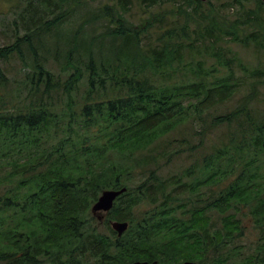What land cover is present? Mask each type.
<instances>
[{"label": "trees", "instance_id": "1", "mask_svg": "<svg viewBox=\"0 0 264 264\" xmlns=\"http://www.w3.org/2000/svg\"><path fill=\"white\" fill-rule=\"evenodd\" d=\"M216 1L20 16L0 45V264H124L140 243L167 245L147 250L163 262L264 264V68L228 47L264 51V1ZM123 187L99 221L100 192Z\"/></svg>", "mask_w": 264, "mask_h": 264}, {"label": "rangeland", "instance_id": "2", "mask_svg": "<svg viewBox=\"0 0 264 264\" xmlns=\"http://www.w3.org/2000/svg\"><path fill=\"white\" fill-rule=\"evenodd\" d=\"M42 0H31L32 5L27 6L28 0H0V45L9 42L15 32L22 31L23 24L20 16H30L32 10L36 9V15L40 16L46 15V10L41 5ZM217 3L216 0H212ZM98 2L90 3V7L96 5ZM34 7V8H33ZM236 8L230 10V13H234ZM134 11V10H133ZM138 11V10H137ZM48 12V11H47ZM262 16L264 18V10L262 11ZM72 22V21H71ZM73 23V22H72ZM226 46V44H222ZM228 47L231 51H236L241 58L242 64L246 65L249 68L257 67L264 68V51L254 52V51H245L243 48L239 47L235 43H229ZM236 74L242 76L244 74L243 69L235 63ZM18 65H12L13 74H17ZM264 99V85L260 86L259 90V99L256 103H261V100ZM222 129V128H221ZM218 130L217 132H219ZM61 134L60 129L58 130L56 136L58 137ZM174 166L172 164L166 165L162 168V174L168 175L173 170ZM256 238V231L251 225L250 222L246 223L245 237L242 240V243L247 246L251 245Z\"/></svg>", "mask_w": 264, "mask_h": 264}, {"label": "water", "instance_id": "3", "mask_svg": "<svg viewBox=\"0 0 264 264\" xmlns=\"http://www.w3.org/2000/svg\"><path fill=\"white\" fill-rule=\"evenodd\" d=\"M205 1V0H201ZM264 1V0H262ZM125 191V187L121 189H104L100 192L96 201L91 206V213L96 216L98 219H101V216L97 215L98 213H107L113 206L115 199ZM110 225L117 235L120 236L128 227L127 221H111ZM126 264H160L156 261L152 262H141L134 261ZM179 264H199L196 261H184Z\"/></svg>", "mask_w": 264, "mask_h": 264}, {"label": "flooded vegetation", "instance_id": "4", "mask_svg": "<svg viewBox=\"0 0 264 264\" xmlns=\"http://www.w3.org/2000/svg\"><path fill=\"white\" fill-rule=\"evenodd\" d=\"M97 215L101 216V219H98L96 216V218L99 220V221H104L105 217L107 216V213H98ZM111 222V221H110ZM109 222V224H110ZM102 231H105V229L102 227L101 228ZM133 248H136L138 251H139V254H140V258L137 259V260H134V261H141V262H152V261H156L160 264H179V263H182L184 261H193L192 259H190L189 255H190V251L189 249H185V252L183 253L182 251L179 252V254L181 256H185L186 258L185 259H181L179 261H176L175 260V257L177 255V252L176 250L173 248L172 249V252L170 254V260H167L165 262L163 261H160L158 259H149L146 257L147 255V250H156V251H159L160 254L162 255H166L165 252L161 251L160 249H163V248H167L168 246L167 245H163V246H156V245H151V244H147V243H140V244H137L135 246H132ZM142 255V256H141ZM134 261H130V262H134ZM130 262H127V263H130ZM199 263V262H198ZM126 264V263H124ZM200 264V263H199Z\"/></svg>", "mask_w": 264, "mask_h": 264}]
</instances>
